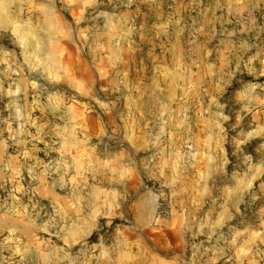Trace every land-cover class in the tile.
Returning <instances> with one entry per match:
<instances>
[{"label": "rangeland", "instance_id": "rangeland-1", "mask_svg": "<svg viewBox=\"0 0 264 264\" xmlns=\"http://www.w3.org/2000/svg\"><path fill=\"white\" fill-rule=\"evenodd\" d=\"M0 264H264V0H0Z\"/></svg>", "mask_w": 264, "mask_h": 264}, {"label": "built area", "instance_id": "built-area-1", "mask_svg": "<svg viewBox=\"0 0 264 264\" xmlns=\"http://www.w3.org/2000/svg\"><path fill=\"white\" fill-rule=\"evenodd\" d=\"M173 210V202L171 199L160 200L156 205V214L158 217H168Z\"/></svg>", "mask_w": 264, "mask_h": 264}, {"label": "trees", "instance_id": "trees-1", "mask_svg": "<svg viewBox=\"0 0 264 264\" xmlns=\"http://www.w3.org/2000/svg\"><path fill=\"white\" fill-rule=\"evenodd\" d=\"M94 236V234H92V236L90 238H92Z\"/></svg>", "mask_w": 264, "mask_h": 264}]
</instances>
